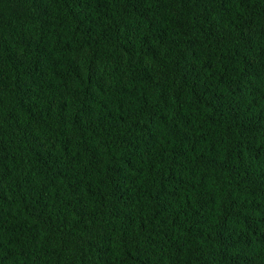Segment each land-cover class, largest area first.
Instances as JSON below:
<instances>
[{
    "label": "trees",
    "instance_id": "trees-1",
    "mask_svg": "<svg viewBox=\"0 0 264 264\" xmlns=\"http://www.w3.org/2000/svg\"><path fill=\"white\" fill-rule=\"evenodd\" d=\"M0 264H264V0H0Z\"/></svg>",
    "mask_w": 264,
    "mask_h": 264
}]
</instances>
